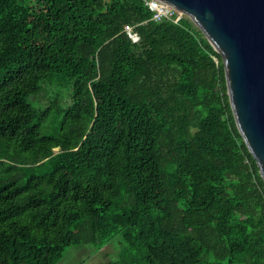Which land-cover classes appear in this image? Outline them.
Returning a JSON list of instances; mask_svg holds the SVG:
<instances>
[{
	"label": "trees",
	"instance_id": "trees-1",
	"mask_svg": "<svg viewBox=\"0 0 264 264\" xmlns=\"http://www.w3.org/2000/svg\"><path fill=\"white\" fill-rule=\"evenodd\" d=\"M152 18L144 0H0V264L115 237L109 264H264L222 58L188 17ZM45 85L70 93L58 120Z\"/></svg>",
	"mask_w": 264,
	"mask_h": 264
},
{
	"label": "water",
	"instance_id": "water-1",
	"mask_svg": "<svg viewBox=\"0 0 264 264\" xmlns=\"http://www.w3.org/2000/svg\"><path fill=\"white\" fill-rule=\"evenodd\" d=\"M185 14L221 56L238 131L264 182V0H156Z\"/></svg>",
	"mask_w": 264,
	"mask_h": 264
},
{
	"label": "rangeland",
	"instance_id": "rangeland-1",
	"mask_svg": "<svg viewBox=\"0 0 264 264\" xmlns=\"http://www.w3.org/2000/svg\"><path fill=\"white\" fill-rule=\"evenodd\" d=\"M72 92V90H71ZM69 91H60L53 86H44V91L34 99L38 107L44 108L45 115H51L58 120L63 105L69 102ZM58 152V150L56 151ZM49 168L46 165L36 168L34 173L41 175ZM124 243L120 237H115L103 249H97L93 245H83L80 247L67 248L60 264H109L117 259L119 252L123 249Z\"/></svg>",
	"mask_w": 264,
	"mask_h": 264
},
{
	"label": "built area",
	"instance_id": "built-area-1",
	"mask_svg": "<svg viewBox=\"0 0 264 264\" xmlns=\"http://www.w3.org/2000/svg\"><path fill=\"white\" fill-rule=\"evenodd\" d=\"M149 9L153 12L152 20L154 22H161L164 19H172L175 23H179L184 17H187L183 13H179L171 9L170 7L162 4L156 0H144ZM125 31L131 37L133 41H137V36L132 32V27L127 25Z\"/></svg>",
	"mask_w": 264,
	"mask_h": 264
}]
</instances>
